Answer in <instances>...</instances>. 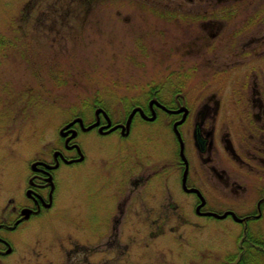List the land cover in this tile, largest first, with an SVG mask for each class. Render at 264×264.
<instances>
[{"label":"flooded vegetation","instance_id":"flooded-vegetation-1","mask_svg":"<svg viewBox=\"0 0 264 264\" xmlns=\"http://www.w3.org/2000/svg\"><path fill=\"white\" fill-rule=\"evenodd\" d=\"M185 1L187 7L175 0L155 13L174 21L186 40L174 39L170 91L137 103L142 111L129 128L128 121L122 125L96 113L97 126L90 128L96 122L86 123V115L84 126L72 127L75 136L70 129L60 132L63 150L54 153L53 162L31 166L25 207L11 200L4 210L13 213L0 217V264H166L164 237L181 241L191 232L200 238L210 218L238 225L241 240L229 264H264L258 230L264 220V0ZM107 119L111 126L102 129ZM136 119L141 126H155L146 131L147 142L136 137L134 148L141 154L123 150L114 161L116 147H107V168L84 171L109 189L102 196L114 202L90 219L93 231H84L87 219L61 222L53 220L60 219L56 214L52 221L45 219L50 210H59L57 174L88 160L76 143L80 135L98 130L101 137L120 135L123 142ZM159 142L167 147L164 153L157 149ZM69 152L78 158L68 159ZM130 185L145 188L125 193ZM44 224V232L35 229ZM198 251L188 261L181 253L174 262L219 264Z\"/></svg>","mask_w":264,"mask_h":264},{"label":"rangeland","instance_id":"rangeland-1","mask_svg":"<svg viewBox=\"0 0 264 264\" xmlns=\"http://www.w3.org/2000/svg\"><path fill=\"white\" fill-rule=\"evenodd\" d=\"M173 1L0 0V38L8 44L0 51V217L5 211L13 213L4 210L11 200H16L19 208L25 207L22 202L27 199L32 164L53 162L54 153L63 150L61 130L84 107L89 118L86 123L96 122L99 108L114 123L126 125L132 110L140 106L134 107L137 103L146 104L147 98L158 97L163 89L170 91L176 69L174 39L186 40L174 21L162 20L155 13L165 5L169 8ZM177 1L187 7L185 0ZM182 52H186L185 46ZM133 125L134 131L123 142L120 135L101 137L98 130L80 135L76 143L88 160L80 166H64L57 174L55 209L59 210H50L45 219L52 221L55 214L61 217L53 220L61 222L83 218L90 222L83 224L84 231H93L91 220L100 214L97 210L112 209L114 202L102 196L109 189L84 171L107 168L103 159L108 156L107 147H116L114 161L123 150L141 154L134 148L139 143L136 137L147 142L149 137L144 135L155 126H141L138 119ZM157 149L163 152L167 147L159 142ZM78 156L67 153L68 159ZM143 188L138 187L139 191ZM139 191L130 185L124 192ZM205 221L207 230L200 238L191 232L184 233L181 241L172 235L164 237L166 264H178L174 261L181 253L188 261L196 250L205 253L207 260L229 264L227 258L237 252L241 240L238 225L232 220ZM259 226L264 240V220ZM46 228L44 224L35 229L44 232Z\"/></svg>","mask_w":264,"mask_h":264},{"label":"water","instance_id":"water-1","mask_svg":"<svg viewBox=\"0 0 264 264\" xmlns=\"http://www.w3.org/2000/svg\"><path fill=\"white\" fill-rule=\"evenodd\" d=\"M139 111V109H134L132 112H131V115H130V118H129V120H128V123H127V128H129L130 127V125H131V122H132V118L134 117V115L137 113ZM103 112V110H98L97 111V114L99 115V114H101ZM108 120V119H107ZM77 123H79L81 126H84V123H83V121L81 120V119H77V120H75V121H73L72 123H70L67 127H66V130L67 129H71L75 124H77ZM98 125V123H96V124H94V125H92L90 128H93V127H95V126H97ZM111 126V122L108 120V125L106 126V127H104V128H102V129H106V128H109ZM65 131L63 130L62 131V134L64 133ZM73 133H74V136L76 135V132L75 131H73ZM36 165H34V167H35ZM227 215V214H226ZM222 217H225V216H222Z\"/></svg>","mask_w":264,"mask_h":264},{"label":"trees","instance_id":"trees-1","mask_svg":"<svg viewBox=\"0 0 264 264\" xmlns=\"http://www.w3.org/2000/svg\"><path fill=\"white\" fill-rule=\"evenodd\" d=\"M7 47H8L7 42H6L3 38H0V51H1V50H5ZM98 106H100V107H104V106H102V105H98ZM135 106H136V105H135ZM86 108H87V107H84V110L81 111L80 113L74 115L73 118H76V117L80 116V117H83V118L86 119V110H85ZM73 114H75V111L73 112Z\"/></svg>","mask_w":264,"mask_h":264}]
</instances>
